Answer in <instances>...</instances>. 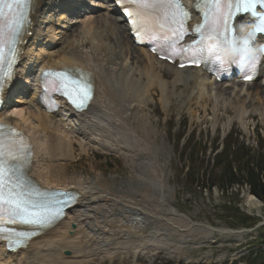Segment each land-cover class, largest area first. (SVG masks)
Segmentation results:
<instances>
[{
	"label": "rangeland",
	"instance_id": "rangeland-1",
	"mask_svg": "<svg viewBox=\"0 0 264 264\" xmlns=\"http://www.w3.org/2000/svg\"><path fill=\"white\" fill-rule=\"evenodd\" d=\"M73 3L77 7L85 6L81 1L74 0ZM52 14V23L44 26V34L49 29L53 33L51 37L56 39L53 41L56 47L50 50L52 53L61 52L58 56V53L52 55V61L56 62L70 52L71 41L81 39L83 26L70 29L72 37L65 39L63 35L73 17L62 18L59 10ZM90 48L85 43L83 52L91 51ZM131 51L134 58L129 61V68L142 70L144 66H149V62L136 66L135 58L139 56L142 59L143 54L134 49ZM31 53L32 50L30 55L36 56V52ZM154 65L159 72L161 65ZM161 70L167 74L166 83L170 86L173 78L168 74L172 75V69L163 65ZM142 81L147 82L144 76ZM185 90L188 91L183 82L173 87L172 106L161 102L162 92L157 88L151 91V96L145 91L140 92L148 100H144L147 103L139 108L134 106L133 92L124 90L118 95L122 103L125 93L127 95L125 105L130 109L124 111L128 123L133 127L138 125L139 120L151 124L150 130L155 135L159 150V159L153 169L151 164L154 160L150 152L142 156L143 148L152 141L130 139L127 144L126 137L120 133L114 139L124 140L122 144L116 146L110 141L113 152H103L92 146L82 148L77 141L69 160L52 162L54 172L48 175L49 180H55L54 183L70 187L72 181H76L84 183L86 188L96 189L97 178H102L104 188L109 189L111 196L114 195L113 199L107 198L98 204L93 211L95 215L89 212L84 217H76L77 222L74 223L77 227L71 240L73 246L69 250L63 249L64 245H68L65 241L60 246H54L50 252L55 264H247L241 262V258L250 251L247 244L258 235H264V204L260 203L258 210L249 209L245 204L249 194L247 187H235L227 195H221L216 190L210 194L195 187L188 189L183 182L190 173L195 183L201 185L204 171L213 166L215 156L230 143L245 145L252 153L259 150L261 140L264 141V86L258 83L244 88L242 93L235 84L220 87L212 91L216 94L215 99L209 96L212 93L209 90L203 101H197L199 104L194 100L189 103L186 98V107L182 112L178 103L188 95ZM238 97L241 100L239 103ZM17 100L18 96L12 98L14 105L21 104H15ZM169 110L170 113L167 112ZM136 151L141 153L136 155ZM195 167L200 168V174ZM156 174L161 178L157 180ZM155 180L166 184L164 196L168 202L165 206L175 208L193 224L187 221L180 224L173 215L160 217L158 212L161 209L150 203V198L157 194ZM146 191L150 196L148 198ZM223 205L225 208H221ZM226 207L240 208L241 213L254 218L253 223L262 227L236 236L210 233L209 227L235 230L230 226L240 224L226 217L230 214Z\"/></svg>",
	"mask_w": 264,
	"mask_h": 264
},
{
	"label": "bare ground",
	"instance_id": "bare-ground-1",
	"mask_svg": "<svg viewBox=\"0 0 264 264\" xmlns=\"http://www.w3.org/2000/svg\"><path fill=\"white\" fill-rule=\"evenodd\" d=\"M77 1H83L88 4V1L86 2V0ZM188 1L193 2L194 0ZM55 3L56 0H35L34 3L32 24L30 25L29 32H33L36 37L39 34L42 38L45 37V39L42 40L43 42L50 39L48 36L53 33L48 29V32L46 33L47 35H45L42 31V25L46 23L42 20L44 19L42 16L44 13L51 11L50 9L55 6ZM92 7L104 8V15L99 16L98 19L88 18L83 22L82 24L84 25V28L82 32H84L85 37H81L77 42L71 41V51L62 56L56 62H52L50 59H43V56L48 53V49L43 43L41 44L36 37L30 39L27 35L24 40V45H27L26 48H24L25 51H28L30 47H34L32 53L34 54L36 52V56L33 55L32 57L29 50V55L31 57L29 61H35L39 56L35 63V67L32 64L33 61H31L32 65L28 64L31 69H36V74L47 68L61 70L63 68L74 67L77 69L81 68L82 71L90 74L92 79L97 82V90L93 103L88 111L80 114L65 109L53 116L42 113L38 108L34 107V100L40 91V88L38 87V78H35V83H33L34 90H32L31 97L28 99L29 102L26 107L12 108L8 113L2 112L0 115L3 122L19 128L31 138L34 145L35 156L28 172L42 188H62L60 187L62 185L53 182L55 180H49L50 175H48V173H51L52 171L54 172L50 160L58 158L69 160L74 147V141L71 137L76 135L81 139L79 141L82 148H86V144L89 146L95 145L97 148L107 152L111 151V147H109L110 141L114 142L116 146L117 144H122L121 142L124 141L114 139L117 133L126 137L125 140L127 141V144L130 139L136 142L152 141V143H149V145H146L143 148L142 156H145L146 153L150 152L155 161L151 164V168L153 169L156 167L155 165L159 159L157 154L159 150L157 149L155 135L150 130L151 124L139 120L138 125L133 127L128 123L124 111L130 109L125 105V98H127V95L126 93L125 96L123 95L125 97L123 103L118 98V95L123 94L124 90H129L134 93V96H132L133 103H136L134 106L139 108L142 104L147 103L144 100H148L145 98L144 93V95L140 93L141 91H145V93H149L151 96V91L154 88H159L162 92L160 97L161 102H163L165 106H172L174 103L170 102V100H172L175 95L173 87L179 86L180 83L183 82L188 89V95H185L184 97L187 99L188 97H192L196 103L199 104L197 101H203L204 98H206L205 92L208 91L206 88V85H208L207 83L209 82L211 86L214 85L197 70L187 69L181 71L172 68L173 73L172 75L168 74V76L172 77L173 80L170 83V86H168V83H166L167 74L161 70L164 63L157 61L155 57L149 55L144 49L137 48L133 45V40L129 36L126 24L117 16V14L119 15V11L111 4L107 6L95 4L92 5ZM59 9L63 10L62 18H67L66 16L68 12L71 11V8L66 2L65 4H61ZM85 43L91 47V51L87 53L83 52V46ZM36 48L39 50L34 51ZM132 49L142 52L145 57L151 61L150 65L144 66L142 70H140L141 68L137 70L129 68V61H132L134 58L133 52L131 51ZM57 53L58 52L55 51L54 53H51V55H56ZM60 53L61 52H59L58 55H60ZM26 54L27 52H25L24 56H26ZM135 60L137 61L135 62L136 66L143 64V61L139 57H136ZM155 63H157L156 66L161 65L159 72H157V68L154 65ZM20 67L22 68V64ZM26 73H29L28 69H26L23 74ZM187 73H189L188 78L185 77V74ZM143 76L146 78V83L143 81L141 82ZM27 83H29V81H27ZM17 85L18 83L13 86L12 91H14L15 88H18ZM253 85L245 86L238 83L237 86L241 87V90L239 91L241 93L243 92L244 87L249 88ZM213 93L214 92L209 94L211 98H213ZM138 99L140 101H138ZM240 101L241 100L238 97L237 103ZM184 102H186V99ZM145 105H143V107H145ZM184 107L183 104H181L182 112L185 110ZM170 111L171 110L167 112L170 113ZM238 111L239 109L236 110V112ZM66 126L70 128V130H64V127ZM119 130H124L125 132ZM126 132H128V134H126ZM139 153L141 152H135L136 155ZM44 162H49L50 164L45 165ZM158 175L157 180L161 178V176ZM209 176L210 173L208 174V178ZM97 179L96 185L98 186V189L93 190L91 188H86L81 182L76 181H72L71 183L73 188H63L64 190L77 189L78 191L79 188H81L82 192H84V194H82L80 191L81 195L76 207L67 213V217L60 222L57 227L45 231L44 235L40 236L39 239L30 242L27 249L18 252V254H5V245L0 244V264H42L45 259V256L42 254V249H51L54 246H58L61 242L71 241L69 233L72 231L71 225L76 217H84V214L89 212H92V214L95 215L96 213L93 211H95L98 204L101 201L110 198L109 189L104 188V180L102 178ZM157 180H155L156 185H154L157 194L152 199L150 198V203L161 209V213L158 212L160 217L163 218L173 215L180 224L181 222L190 221L186 216L179 214L178 211L170 205L165 206V203L168 202L164 196L166 184L163 181L157 183ZM112 196L114 197V195ZM146 196L147 198L150 197L148 196V191H146ZM111 203L113 204L112 201ZM114 203H116V201ZM245 204L249 209L255 210H258L261 206V204L251 195L246 197ZM82 210H84V212ZM86 216L89 217L88 215ZM176 219L174 218L173 220ZM166 222L169 223V221ZM210 233H214V231L211 230ZM227 234L232 235L231 233ZM52 263H54L53 260Z\"/></svg>",
	"mask_w": 264,
	"mask_h": 264
},
{
	"label": "snow or ice",
	"instance_id": "snow-or-ice-1",
	"mask_svg": "<svg viewBox=\"0 0 264 264\" xmlns=\"http://www.w3.org/2000/svg\"><path fill=\"white\" fill-rule=\"evenodd\" d=\"M34 3L35 0H0V92L12 79L20 55L21 32L30 24L29 10ZM115 3L129 6L124 8L125 16L138 36L144 33L155 42L153 51L165 48L172 55L189 56L196 64L210 57L213 45L209 42L216 41L217 33L223 35L245 0H235V3L201 0L204 22L195 31L202 32L203 38L189 47H178L187 33L189 19L180 0H115ZM42 83L45 99H49V93H58L78 111H83L93 96L90 74L77 68L45 71ZM30 164V145L25 138L15 129L0 125V240H7L10 248L26 247L33 235L54 226L63 217L64 208L74 201V197L59 199L64 193L39 188L27 174ZM17 224L30 226L34 231L9 227Z\"/></svg>",
	"mask_w": 264,
	"mask_h": 264
},
{
	"label": "trees",
	"instance_id": "trees-1",
	"mask_svg": "<svg viewBox=\"0 0 264 264\" xmlns=\"http://www.w3.org/2000/svg\"><path fill=\"white\" fill-rule=\"evenodd\" d=\"M235 158V161L230 164L224 165V171L217 180L211 181V186H217L221 191H226L234 184H248L251 194L264 202V163L263 162H244L245 157ZM235 167V172L233 170ZM238 213V210H235ZM242 225H246L249 218L244 217ZM264 246V237L261 239ZM248 264H256L260 262L263 264L262 252L251 254L247 259Z\"/></svg>",
	"mask_w": 264,
	"mask_h": 264
},
{
	"label": "clouds",
	"instance_id": "clouds-1",
	"mask_svg": "<svg viewBox=\"0 0 264 264\" xmlns=\"http://www.w3.org/2000/svg\"><path fill=\"white\" fill-rule=\"evenodd\" d=\"M260 31L258 23L242 22L235 28V35L223 47H219L216 41H210L213 45L210 56H215L220 63L228 65L239 60L252 58L259 61L264 58V42L252 43L256 38L252 33Z\"/></svg>",
	"mask_w": 264,
	"mask_h": 264
}]
</instances>
